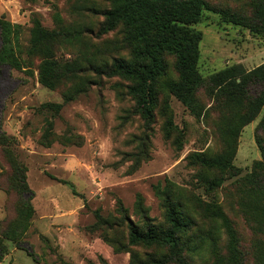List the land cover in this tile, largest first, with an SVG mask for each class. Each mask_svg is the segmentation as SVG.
Segmentation results:
<instances>
[{
    "label": "rangeland",
    "instance_id": "1",
    "mask_svg": "<svg viewBox=\"0 0 264 264\" xmlns=\"http://www.w3.org/2000/svg\"><path fill=\"white\" fill-rule=\"evenodd\" d=\"M204 1L212 8L239 7ZM111 6L110 0H0L14 59L0 69V136L25 169L34 209L20 236L32 257L4 240L8 250L0 264H213L210 234L220 236L221 254L226 235L210 216L211 208L219 207L241 224L230 211L236 200L232 184L260 157L254 130L264 107L239 135L232 164L240 173L229 177L204 168L194 155L213 158L223 151L217 132L223 108L203 87L196 97L204 110L196 116L163 90V80L177 79L175 59L166 55L167 74L156 85L154 120L146 127L127 92L131 82L107 73L114 59L132 57L122 24L100 29L103 12ZM35 21L54 37L34 49L30 31ZM194 27L202 32L197 62L202 78L235 64L251 70L264 63V36L223 23L205 8ZM2 45L0 37V52ZM68 95L73 98L66 101ZM1 149L4 229L14 213L6 208L8 165ZM215 178H223V184L210 191L205 181ZM167 199L180 204L191 221L179 237L178 260L165 246L128 242L129 226L139 231L146 224L160 231L168 227Z\"/></svg>",
    "mask_w": 264,
    "mask_h": 264
},
{
    "label": "trees",
    "instance_id": "2",
    "mask_svg": "<svg viewBox=\"0 0 264 264\" xmlns=\"http://www.w3.org/2000/svg\"><path fill=\"white\" fill-rule=\"evenodd\" d=\"M110 1L112 6L103 12L104 21L100 29L107 32L117 24H122L129 32L127 38L132 47V57L129 60L114 59L107 73L131 82L127 92L134 100V111L146 127L153 123L158 102L156 85L167 74L165 56L174 57L177 79L163 80L161 88L192 114L200 116L204 107L196 93L206 87L213 94V103L224 110L217 123L223 151L213 158L194 155V159L204 168L220 170L228 173L229 177L238 175L240 170L234 167L232 161L236 155L239 135L264 107V63L251 70L235 64L213 73L207 79L202 78L197 70L202 32L194 25L199 22L201 10L205 8L217 13L223 23L237 25L251 34L264 36V0H222L238 4L239 7L233 10L212 8L204 0ZM9 34V24L0 19L3 44L0 69L3 64L14 61L9 49ZM53 37L52 33L41 28L38 21L34 22L30 31L34 49L42 48ZM41 81L50 85L43 77ZM72 98V95H68L65 100ZM45 107L58 109L60 105L45 104ZM4 137L1 134L0 146L8 171L3 191L8 195L6 208L13 211L14 217L4 229L0 225V262L8 250L4 240L14 241L19 249L25 250L32 257L31 248L20 241V236L34 216L31 203L33 193L26 184L25 169L8 148L2 146L6 140ZM254 140L260 157L252 162L249 172L239 176L232 184L236 200L233 205L231 203L230 211L241 219V224L217 206H213L209 212L226 235L224 253L221 254L218 249L220 236L210 234L213 264H264V114L255 127ZM222 184L223 178L205 181L210 191L220 188ZM164 207L168 225L165 230H157L152 224H146L142 231L129 226L128 242L131 245L140 243L146 246H165L178 260L179 237L188 230L191 221L183 214L177 202L167 199ZM152 263L162 264V260H152Z\"/></svg>",
    "mask_w": 264,
    "mask_h": 264
},
{
    "label": "crops",
    "instance_id": "3",
    "mask_svg": "<svg viewBox=\"0 0 264 264\" xmlns=\"http://www.w3.org/2000/svg\"><path fill=\"white\" fill-rule=\"evenodd\" d=\"M252 122H253V121H252ZM252 122H251V123H252ZM251 123H249V124H251ZM249 124H248V125H249ZM246 126H247V125H246ZM246 126H245V127H246ZM245 127H244V128H245ZM244 128H243V129H244ZM253 129H254V128H253Z\"/></svg>",
    "mask_w": 264,
    "mask_h": 264
}]
</instances>
